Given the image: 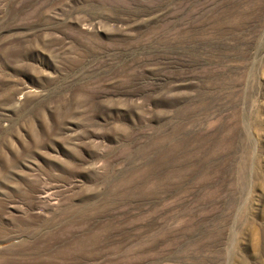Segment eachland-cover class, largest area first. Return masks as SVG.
I'll return each mask as SVG.
<instances>
[{"label":"rangeland","instance_id":"374dc122","mask_svg":"<svg viewBox=\"0 0 264 264\" xmlns=\"http://www.w3.org/2000/svg\"><path fill=\"white\" fill-rule=\"evenodd\" d=\"M0 264H264V0H0Z\"/></svg>","mask_w":264,"mask_h":264}]
</instances>
